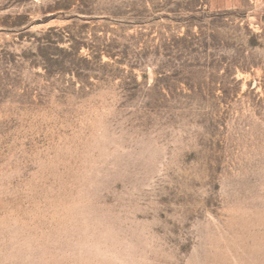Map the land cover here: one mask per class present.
Listing matches in <instances>:
<instances>
[{"label":"rangeland","instance_id":"obj_1","mask_svg":"<svg viewBox=\"0 0 264 264\" xmlns=\"http://www.w3.org/2000/svg\"><path fill=\"white\" fill-rule=\"evenodd\" d=\"M0 264H264V0H0Z\"/></svg>","mask_w":264,"mask_h":264}]
</instances>
